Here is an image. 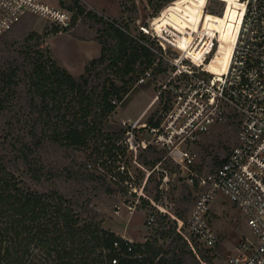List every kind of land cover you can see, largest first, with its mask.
Returning a JSON list of instances; mask_svg holds the SVG:
<instances>
[{
    "label": "trees",
    "instance_id": "16d2710c",
    "mask_svg": "<svg viewBox=\"0 0 264 264\" xmlns=\"http://www.w3.org/2000/svg\"><path fill=\"white\" fill-rule=\"evenodd\" d=\"M58 1L73 13L74 37L97 41L102 52L74 76L50 47H42L48 32L0 38V115L5 121L0 132V264H27L32 248L45 252L51 264H212L216 247L202 250L196 242L197 256L169 215H158V228L143 242H131L103 226V215L93 203L117 190L101 169L110 172L109 160L115 164L125 152L119 142L127 131L108 132L105 125L146 72L152 69L157 76L168 69L155 52L161 49L156 40L133 33L139 19L135 0H121L117 23L88 10L81 0ZM150 2L155 13L168 5L193 3ZM168 16L171 11H164L154 24L162 28ZM86 19L98 26L92 38L79 34L78 23ZM216 32L222 45L232 37L225 27ZM160 96L164 102V94ZM169 109L165 103L163 110ZM161 120L153 114L147 124L158 127ZM51 152H60L63 161H49ZM165 155L148 146L139 159L151 168ZM212 160L211 172L225 161Z\"/></svg>",
    "mask_w": 264,
    "mask_h": 264
},
{
    "label": "built area",
    "instance_id": "2783aa9c",
    "mask_svg": "<svg viewBox=\"0 0 264 264\" xmlns=\"http://www.w3.org/2000/svg\"><path fill=\"white\" fill-rule=\"evenodd\" d=\"M239 1L242 17L224 45L221 36L204 23H191L181 32L186 40L182 49L174 22L171 31L166 28L165 36L158 35L165 50L168 45L181 54L171 62L172 107L163 122L150 131L155 145L167 151L187 183L199 190L187 222L173 217L178 233L193 252L198 256L184 229L206 249L216 247L219 236L211 215L213 205L223 196L240 213L250 232L221 264H264V0ZM27 17L44 20L59 34L73 31V13L57 0H0V38ZM142 31L150 34L146 28ZM150 76L148 71L138 82L144 83ZM233 124L237 126L235 146L219 168L202 174L196 169L198 154L183 146L200 142L215 127ZM128 143L127 148L134 149L133 142ZM118 169L121 174L129 172L125 165ZM130 192L138 193L136 188ZM140 200L128 207L130 212ZM155 222V215H150L148 224Z\"/></svg>",
    "mask_w": 264,
    "mask_h": 264
},
{
    "label": "rangeland",
    "instance_id": "374dc122",
    "mask_svg": "<svg viewBox=\"0 0 264 264\" xmlns=\"http://www.w3.org/2000/svg\"><path fill=\"white\" fill-rule=\"evenodd\" d=\"M117 1L121 4V0ZM102 2H106L108 7H111L113 0H81V3L88 10L96 12L106 20L110 19L112 22L117 23L121 13L115 14L112 18L100 7ZM191 2L193 3H190L189 6L181 4L178 6L168 5L160 13H155L151 8L150 0H135L139 11V19L132 26L133 33L138 34V32H143L142 28H146L150 31L148 36L156 40V42L158 39L159 43H157L161 49H157L155 52L164 59V65L168 70L157 76L153 75L152 69L149 70L151 76L144 83L138 82L134 86L130 94L106 123L105 128L108 132L118 133L121 130H127L124 138L119 142L125 152L118 155L115 164L111 159L109 160L112 166L110 172H102L103 176L106 174L109 184L117 190L116 194L101 196L93 203L94 208L103 215V226L131 242L145 241L147 236L158 228L157 219L159 214L169 215L173 220H175L173 218L175 217L187 222L198 199L199 190L197 187H191L187 183L185 175L168 157L167 151L155 145V137L150 131L151 126L147 124V120L153 114H156V120L159 118L164 120L165 115L170 110H163L165 103L168 104L169 108L172 107L169 91V78L172 70L171 62L179 58L181 54L179 49L170 47L167 44H165L167 45L165 50L162 45L163 41L158 38V35L165 36L168 32L166 28L171 31L170 25L174 22L175 25L173 26L179 32V37L177 38H179V45L182 49L186 40L181 32L188 30L191 23L196 26L199 23H204L213 32L223 27L231 30L236 22L241 3L239 0H191ZM122 10L121 7V12ZM168 10L171 11L172 17L168 16V19L166 17L163 19L162 28L155 25V19ZM127 18L128 15H126L125 20ZM78 25L82 28L79 34L84 38H92L98 29V26L93 21L87 19L85 22L80 21ZM28 31L38 34L48 32L49 35L45 36L42 47H50L51 50L62 55L64 59L71 63H77L81 56L91 59L94 57L92 47L85 45V43L76 40L65 41L66 38L73 35L74 32L76 33V31L70 34L54 33L55 30L50 28L49 23L39 18L32 17V19L28 18L22 21L13 30L12 34H7L5 38L21 39ZM222 38H226L224 34ZM165 91L166 93H164ZM161 93L164 94V102H160ZM143 111H145L144 114L140 116ZM139 116L140 118H138ZM162 120L161 122H163ZM4 125V118L0 115V132L3 130ZM236 137L237 128L235 125L219 126L213 128L210 134L205 136L200 142L183 147L193 149L198 154L196 169L202 174L209 173L213 170L212 159H226L228 153L236 144ZM128 141L133 142L134 149L127 148L126 143L129 144ZM148 146H153L158 151L164 150L166 152L165 159H162L163 161L151 168L144 166L139 159L144 149ZM78 154L82 161L86 159L83 151L78 152ZM48 158L49 161H63L60 152H51ZM90 164L92 163L90 162ZM121 165H125L131 175L129 172L121 174L118 171V167ZM108 173L110 174L109 177ZM123 178L125 180L122 183ZM165 178L166 181H164ZM63 186L65 189L67 188L65 184ZM122 187H124L125 192L121 191L120 188ZM134 188L137 189L138 193L132 192L133 194H130V191ZM139 198L141 200L136 210L130 212L128 207L136 204ZM146 200L152 203L150 205L146 204ZM151 206L155 207V209L152 210ZM158 207L165 211H161ZM118 211L119 213H117ZM150 215L156 216L157 223L155 225L151 226L148 224ZM211 218L214 230L219 236L216 252L213 253L215 256H212V264H221L225 257L250 231L242 221L240 213L223 196L219 197L218 201L213 205ZM184 233L198 251L197 239L186 229H184ZM197 243L202 250L205 249L202 244ZM27 264H51V262L45 252L32 248Z\"/></svg>",
    "mask_w": 264,
    "mask_h": 264
},
{
    "label": "crops",
    "instance_id": "0c3cea01",
    "mask_svg": "<svg viewBox=\"0 0 264 264\" xmlns=\"http://www.w3.org/2000/svg\"><path fill=\"white\" fill-rule=\"evenodd\" d=\"M120 6H121V4L119 3V1L113 0L111 7H108L106 2L105 3L102 2L100 7L102 8L103 11L108 13L113 18L115 16V14L121 13V7ZM71 40L80 41V42L85 43V45H88V46L92 47V50L94 52V57L92 59H95V58H97V57H99L101 55L102 47L97 41H95V40H81V39H78V38L74 37L73 35H70V37L66 38L65 41H71ZM85 51H86V49H85ZM52 52L55 54V56L59 60L60 64L66 70H68L69 73H71L74 76H78V75L83 74L86 64L90 60H92L91 58H88V57H85V56H81V58L78 60L77 63H71L70 61H67L66 59H64V57L62 55H59V54L55 53L53 50H52ZM144 112L145 111H143L140 114V116H142L144 114ZM140 116L138 118H140ZM123 238H125V237H123Z\"/></svg>",
    "mask_w": 264,
    "mask_h": 264
},
{
    "label": "bare ground",
    "instance_id": "6f19581e",
    "mask_svg": "<svg viewBox=\"0 0 264 264\" xmlns=\"http://www.w3.org/2000/svg\"><path fill=\"white\" fill-rule=\"evenodd\" d=\"M241 17H242V10H241V5H240V9H239L238 16H237L236 22L234 24V27L231 30H229V32L232 34V36L235 34V32L237 30V26H238V23H239Z\"/></svg>",
    "mask_w": 264,
    "mask_h": 264
}]
</instances>
